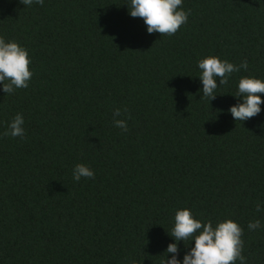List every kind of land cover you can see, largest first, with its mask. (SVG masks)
<instances>
[{
    "label": "trees",
    "instance_id": "obj_1",
    "mask_svg": "<svg viewBox=\"0 0 264 264\" xmlns=\"http://www.w3.org/2000/svg\"><path fill=\"white\" fill-rule=\"evenodd\" d=\"M126 3L0 0V36L34 72L0 90V264H162L180 208L233 219L247 264H264V104L244 122L228 113L241 77L264 80V6L183 0L188 22L163 35ZM209 55L248 62L212 101L197 67ZM18 113L24 138L3 135ZM80 163L95 177L75 182Z\"/></svg>",
    "mask_w": 264,
    "mask_h": 264
},
{
    "label": "clouds",
    "instance_id": "obj_2",
    "mask_svg": "<svg viewBox=\"0 0 264 264\" xmlns=\"http://www.w3.org/2000/svg\"><path fill=\"white\" fill-rule=\"evenodd\" d=\"M43 4L44 0H35ZM31 5L33 0H24ZM264 6V0H257ZM183 0H127L129 15L133 18H142L147 26L149 34L160 33L173 35L188 22L190 12L183 7ZM31 58L29 50L18 42L6 41L0 36V90L7 95H12L18 89H26L34 75L30 71ZM200 70L198 78L202 84L200 90L201 99L214 100L218 87L226 86L232 74L241 69L247 71L248 62L243 61L236 65L219 56L209 55L197 61ZM219 82V84H218ZM264 80L254 76H243L239 79L234 98L237 103L228 109V113L236 121H247L258 116L262 112L261 105L264 99ZM125 108L113 110V124L123 132L128 131L127 119H119ZM131 117L129 116L128 119ZM25 119L22 113H18L9 122L5 136H25ZM73 180L79 182L81 178L92 179L95 172L89 166L80 163L72 170ZM260 203H257V211H261ZM262 227L260 220L248 223L249 231H256ZM169 234V233H168ZM175 243H170L166 249L167 256L162 264H247L246 257L242 255L244 242L242 240L243 229L233 219H224L213 222L196 218L191 209L180 208L175 211L174 222L169 234ZM191 241L194 246L185 252L183 258L179 256V242Z\"/></svg>",
    "mask_w": 264,
    "mask_h": 264
}]
</instances>
